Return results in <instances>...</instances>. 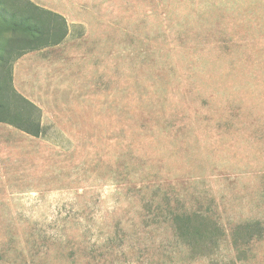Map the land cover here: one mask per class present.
Returning a JSON list of instances; mask_svg holds the SVG:
<instances>
[{
  "label": "rangeland",
  "instance_id": "374dc122",
  "mask_svg": "<svg viewBox=\"0 0 264 264\" xmlns=\"http://www.w3.org/2000/svg\"><path fill=\"white\" fill-rule=\"evenodd\" d=\"M109 7L3 65L0 264H264V0Z\"/></svg>",
  "mask_w": 264,
  "mask_h": 264
},
{
  "label": "trees",
  "instance_id": "16d2710c",
  "mask_svg": "<svg viewBox=\"0 0 264 264\" xmlns=\"http://www.w3.org/2000/svg\"><path fill=\"white\" fill-rule=\"evenodd\" d=\"M62 17L44 10L29 0H0V124L27 135H42L40 110L20 96L12 86L10 73L2 76L9 54H23L58 44L66 35ZM6 58L2 60V58ZM13 59V60H15ZM178 229H181L178 226Z\"/></svg>",
  "mask_w": 264,
  "mask_h": 264
},
{
  "label": "crops",
  "instance_id": "0c3cea01",
  "mask_svg": "<svg viewBox=\"0 0 264 264\" xmlns=\"http://www.w3.org/2000/svg\"><path fill=\"white\" fill-rule=\"evenodd\" d=\"M34 5L57 14L65 22V37L56 45L45 47L31 52L41 51L55 47L87 46L86 40L90 28V5L99 3L105 7L107 0H29ZM111 7L112 0H108ZM109 7V8H110ZM74 51V50H72ZM78 51H85L80 49ZM30 53V52H29ZM5 125V124H3Z\"/></svg>",
  "mask_w": 264,
  "mask_h": 264
}]
</instances>
